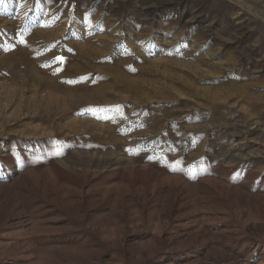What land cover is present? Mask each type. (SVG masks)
I'll list each match as a JSON object with an SVG mask.
<instances>
[{
    "label": "rangeland",
    "instance_id": "obj_1",
    "mask_svg": "<svg viewBox=\"0 0 264 264\" xmlns=\"http://www.w3.org/2000/svg\"><path fill=\"white\" fill-rule=\"evenodd\" d=\"M263 74L264 0H6L0 264H264Z\"/></svg>",
    "mask_w": 264,
    "mask_h": 264
},
{
    "label": "snow or ice",
    "instance_id": "obj_2",
    "mask_svg": "<svg viewBox=\"0 0 264 264\" xmlns=\"http://www.w3.org/2000/svg\"><path fill=\"white\" fill-rule=\"evenodd\" d=\"M6 4V0H0V8H3ZM22 6V5H21ZM58 60H60V57H57Z\"/></svg>",
    "mask_w": 264,
    "mask_h": 264
},
{
    "label": "bare ground",
    "instance_id": "obj_3",
    "mask_svg": "<svg viewBox=\"0 0 264 264\" xmlns=\"http://www.w3.org/2000/svg\"><path fill=\"white\" fill-rule=\"evenodd\" d=\"M80 52H81V54H82L83 51H80ZM258 66H259V65H258ZM257 74H258V73H257ZM259 74H260V73H259ZM263 76H264V74H263ZM260 77H262V75H261Z\"/></svg>",
    "mask_w": 264,
    "mask_h": 264
}]
</instances>
